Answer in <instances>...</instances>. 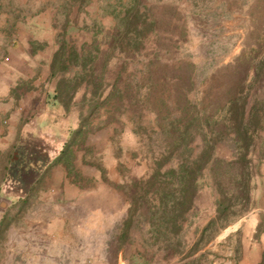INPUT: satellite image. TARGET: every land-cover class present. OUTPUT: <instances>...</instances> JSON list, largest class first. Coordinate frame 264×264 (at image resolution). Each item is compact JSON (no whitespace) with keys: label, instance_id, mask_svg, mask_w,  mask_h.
Returning <instances> with one entry per match:
<instances>
[{"label":"rangeland","instance_id":"1","mask_svg":"<svg viewBox=\"0 0 264 264\" xmlns=\"http://www.w3.org/2000/svg\"><path fill=\"white\" fill-rule=\"evenodd\" d=\"M84 2H96L82 13L94 43L84 47L79 60L73 57L75 46L67 48L71 68L66 89L86 90L84 130L80 136H112L110 142L100 141L98 147L108 153L112 150L123 166L140 164L149 169L143 191L135 186L139 180L123 190L130 199L131 210L129 221L126 227L121 225V230H133L135 240L150 248L151 255L156 248L166 253L165 227L162 214L158 213L156 193L167 185L171 190L177 186L158 179L149 181L158 170L156 158L169 157L163 173L176 168L179 160L175 142L179 136H198L192 144L198 154L202 136H215L213 130H220V122L227 117L228 102L238 97L241 89L252 94L250 106L259 100L264 107V74L255 78L244 66L247 55L256 60L264 56L258 50L264 44V0ZM128 10H132V19L124 21ZM64 15L74 16L70 12ZM241 55L245 62H237ZM256 136L254 158L258 175L253 184V206L240 219L238 213L232 215L235 220L228 228L216 230L219 235L201 251L210 252L211 264H247V249L252 254L257 252L261 263L264 260V212L255 210V205L264 199V128ZM97 142L95 138L89 141L90 145ZM216 158L233 159L229 143L218 146ZM89 162L99 163L92 156ZM104 163L113 160L106 155ZM16 169H12L11 178L19 175ZM223 180L227 190L233 191L228 177ZM203 188H208L204 206L192 210L185 224L184 240L189 247L211 221L205 225L206 217L200 222L202 212L208 217L217 216L220 194L212 166L206 169L199 192ZM257 215L259 224L251 225ZM153 216L157 228L152 226ZM159 230L161 234L156 233ZM170 237L176 242L172 232ZM126 241L122 238L120 243ZM251 264H255L253 258Z\"/></svg>","mask_w":264,"mask_h":264},{"label":"crops","instance_id":"2","mask_svg":"<svg viewBox=\"0 0 264 264\" xmlns=\"http://www.w3.org/2000/svg\"><path fill=\"white\" fill-rule=\"evenodd\" d=\"M95 3L0 0V264H181L180 254L156 248L151 255L133 230H121L131 210L123 190L149 169L123 166L98 147L112 136H80L86 90L66 89L67 48L81 56L94 43L82 13ZM106 155L113 163H104ZM207 193L201 189L193 210ZM206 217L205 225L213 215L202 212L200 222ZM252 258L261 264L247 249V264Z\"/></svg>","mask_w":264,"mask_h":264},{"label":"trees","instance_id":"3","mask_svg":"<svg viewBox=\"0 0 264 264\" xmlns=\"http://www.w3.org/2000/svg\"><path fill=\"white\" fill-rule=\"evenodd\" d=\"M126 15L124 21H131L132 10H128ZM258 50L264 52V44ZM73 53V57L79 60L81 56L76 52ZM247 56L249 59L244 65L246 66L245 71L252 72L255 78L260 79L264 74V56L260 60ZM244 58L245 56L241 55L237 62H245ZM249 98H252V94H246L244 88L241 89L238 97L228 102L225 108L227 117L220 122L223 126L221 125L219 131L213 130L215 136H202L201 150L198 154L192 147L198 136H179L175 142L179 160L176 168L163 173L162 169L169 161V157L162 155L160 159L156 158L158 170L149 181L158 179L163 184L169 183L177 186L175 190H171L169 185L161 188L156 193V200L160 203L158 213L162 214L160 218L165 227L163 234L166 243L165 250L180 254L181 264H211L208 260L210 252L201 253V251L219 235L220 231L216 230L228 228L235 220L232 219V215L238 213L237 218L240 219L253 206V184L258 175L254 158L258 140L256 134L264 128V107L259 100L250 106ZM227 133L231 136H226ZM224 143H229L232 160L216 158L218 146ZM210 166H212L215 185L220 194L217 202V216L208 223L196 242L189 247L184 240L185 224L188 222L189 213L194 208L205 171ZM224 177L230 180L234 187L233 191L227 190ZM161 178L165 180L162 181ZM144 182L145 180H139L135 186L143 191ZM154 216L152 226L157 228L158 224L154 222ZM260 228L259 225L258 234L261 233ZM171 232L176 236V242L170 237ZM156 233L161 234V230ZM261 264H264V260Z\"/></svg>","mask_w":264,"mask_h":264}]
</instances>
